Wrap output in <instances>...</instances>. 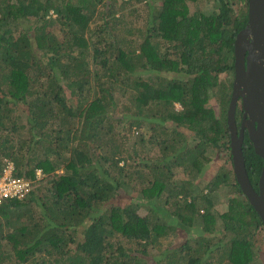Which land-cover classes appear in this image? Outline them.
Here are the masks:
<instances>
[{"label":"trees","instance_id":"obj_1","mask_svg":"<svg viewBox=\"0 0 264 264\" xmlns=\"http://www.w3.org/2000/svg\"><path fill=\"white\" fill-rule=\"evenodd\" d=\"M135 1L151 25L130 39L118 0H0V172L10 159L34 180L0 205V264H261L264 225L235 175L219 229L218 176L198 182L209 149H230L222 75L234 73L247 0L211 12L210 0ZM124 120L142 145L147 129L156 156L136 160L115 130ZM243 152L258 190L263 159L247 134ZM176 167L188 181L172 179Z\"/></svg>","mask_w":264,"mask_h":264},{"label":"water","instance_id":"obj_2","mask_svg":"<svg viewBox=\"0 0 264 264\" xmlns=\"http://www.w3.org/2000/svg\"><path fill=\"white\" fill-rule=\"evenodd\" d=\"M247 3L248 20L234 42V80L227 124L236 182L264 225V0H247ZM240 99L244 113L239 129ZM245 130L255 152L263 159L258 190L252 185L246 168Z\"/></svg>","mask_w":264,"mask_h":264},{"label":"rangeland","instance_id":"obj_3","mask_svg":"<svg viewBox=\"0 0 264 264\" xmlns=\"http://www.w3.org/2000/svg\"><path fill=\"white\" fill-rule=\"evenodd\" d=\"M118 7H123V3L121 0H118ZM152 2H159V0H151ZM103 3L99 4V7H103ZM129 5H125L123 9L120 8V10L117 12V16L124 15L123 23L119 26L120 28V36L124 35L126 37H129L130 39H133L134 37L138 38L140 36H143L145 33L148 32V29L150 28L151 24H148L147 21L149 19L148 13L141 11L139 13H135V11L142 10L146 6H144V2H137L135 0H132L128 3ZM219 4L218 0H210L208 6L206 7L207 12H211L212 10L217 7ZM240 5L237 3L236 8L238 9ZM141 15L138 20H135V18ZM112 20V18H111ZM138 27H143V32H139L137 30ZM132 29V34L128 35L123 33L124 31ZM149 33V32H148ZM227 78V81H232L234 80V73H228L226 75H222ZM117 98L119 99L120 102H122L121 96L119 93H116ZM118 100V101H119ZM121 104V103H120ZM127 104L130 105L131 109L134 107L133 102L127 101ZM175 108L177 110H180L182 107L179 103L175 104ZM237 120L238 123L241 121V114L240 110H237ZM129 123L130 120H124L122 122L117 121L115 125V130L117 133L120 135L124 136L126 138V147L129 149L131 154L133 156L135 155V152L139 154V156H136V160L139 159V157H144L146 155L150 156H156L159 153V148L156 145L150 144V134L147 132V129L143 127V131L145 133V142L142 145L141 142L139 141L140 137V132L141 129H137L134 127L132 130L129 128ZM230 141V139H229ZM132 145L134 146L132 149ZM228 146H230V142H228ZM209 155L211 157V162L208 164L202 175H199L198 180L199 184L202 185L205 182H211L214 181L215 178L217 177L218 181H220L219 187L216 188L214 191L210 192V197L213 200V205H212V211L216 215L217 219V229H219L222 225V221L220 219V213L224 211L227 205V200L229 196L232 194V190L235 188L234 187V172H233V163H232V156H231V148H224L221 151L217 149H209ZM4 160V159H3ZM135 160V159H133ZM5 162L10 161V159H5ZM12 162V161H11ZM129 162H133L131 159H129ZM14 164V163H13ZM62 169V168H61ZM61 173L62 170H59ZM226 178V181L225 179ZM172 179L177 183L181 184L182 181H188L189 176H188V170L186 168H174L173 169V177ZM229 182V184H227ZM40 186L37 188L39 191V195L44 197L48 195L47 189L50 186H47V182L44 180L43 183L39 184ZM200 191L199 188L195 189L196 194H198ZM206 194L209 195V188L205 190ZM164 200V198H160L158 201ZM140 212L143 214L145 211L143 208H141ZM219 231V230H216ZM259 259L261 260V264H263L264 256L262 255V250L260 254L258 255Z\"/></svg>","mask_w":264,"mask_h":264},{"label":"built area","instance_id":"obj_4","mask_svg":"<svg viewBox=\"0 0 264 264\" xmlns=\"http://www.w3.org/2000/svg\"><path fill=\"white\" fill-rule=\"evenodd\" d=\"M42 171H36L35 179H40ZM33 179L15 174V165L7 161L0 172V205L13 199L21 200L33 189Z\"/></svg>","mask_w":264,"mask_h":264},{"label":"flooded vegetation","instance_id":"obj_5","mask_svg":"<svg viewBox=\"0 0 264 264\" xmlns=\"http://www.w3.org/2000/svg\"><path fill=\"white\" fill-rule=\"evenodd\" d=\"M237 109L240 110V114H241V121L238 123V127H239V129H240V127H241V122H242V117H243V113H244V111H243V109H242L241 99L239 100V103H238V107H237ZM246 134H247V130H245V135H246Z\"/></svg>","mask_w":264,"mask_h":264},{"label":"crops","instance_id":"obj_6","mask_svg":"<svg viewBox=\"0 0 264 264\" xmlns=\"http://www.w3.org/2000/svg\"><path fill=\"white\" fill-rule=\"evenodd\" d=\"M227 206H228V203H227V205H226V208H227ZM226 208H225V209H226ZM225 209H224V210H225ZM222 212H223V211H222ZM222 212H221V213H222Z\"/></svg>","mask_w":264,"mask_h":264}]
</instances>
